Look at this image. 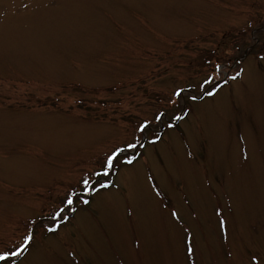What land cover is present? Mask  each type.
<instances>
[{
	"label": "rangeland",
	"instance_id": "374dc122",
	"mask_svg": "<svg viewBox=\"0 0 264 264\" xmlns=\"http://www.w3.org/2000/svg\"><path fill=\"white\" fill-rule=\"evenodd\" d=\"M26 236L4 264H264V0H0V253Z\"/></svg>",
	"mask_w": 264,
	"mask_h": 264
},
{
	"label": "snow or ice",
	"instance_id": "6c2138e0",
	"mask_svg": "<svg viewBox=\"0 0 264 264\" xmlns=\"http://www.w3.org/2000/svg\"><path fill=\"white\" fill-rule=\"evenodd\" d=\"M233 79H235V77H233ZM206 83H212L211 80L206 81ZM210 95L214 94L212 92H209ZM177 97L181 96L180 92L176 93ZM148 129V125L145 124L140 128L141 132H146ZM130 147L134 148L135 145H130ZM120 151H123V149H121ZM119 155V153H115L112 156L108 157L106 160V164H105V170L103 172H98L96 173L97 176H107L109 171L114 167V161L116 160L117 156ZM127 163H132V160H128ZM84 184L85 186L89 189V192L91 191V186H90V182L88 180H84ZM108 185L106 184H101V187H107ZM74 195V194H71ZM71 195L68 198L67 203L69 205L73 204V199L71 198ZM87 203V201H85ZM63 211V209H61V212ZM56 220H62L63 217L57 213L54 217ZM58 227V225H57ZM55 228H50L49 231H55ZM32 241V236H26L25 237V243L23 244V246L19 249V251H13V252H4V253H0V262H6L8 260H10L13 256H19L20 254H22L24 251L27 250L28 246L30 245Z\"/></svg>",
	"mask_w": 264,
	"mask_h": 264
},
{
	"label": "trees",
	"instance_id": "16d2710c",
	"mask_svg": "<svg viewBox=\"0 0 264 264\" xmlns=\"http://www.w3.org/2000/svg\"><path fill=\"white\" fill-rule=\"evenodd\" d=\"M220 76H221V74H220ZM221 77H222V76H221ZM210 85H212V83H211V84H209V86H210ZM214 87H215V86H213L212 88H214ZM186 103H188V102H186ZM188 104H189V103H188ZM179 108H181V106H180V105H179ZM182 110H183V109H182ZM177 125H178V124H176V125H173V127H174V128H177V127H178ZM174 128H173V129H174ZM105 188H108V189H109V188H110V186H108V187H105Z\"/></svg>",
	"mask_w": 264,
	"mask_h": 264
}]
</instances>
